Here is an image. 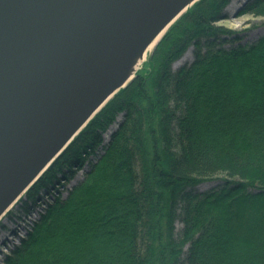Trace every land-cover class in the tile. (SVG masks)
Here are the masks:
<instances>
[{
  "label": "trees",
  "instance_id": "obj_1",
  "mask_svg": "<svg viewBox=\"0 0 264 264\" xmlns=\"http://www.w3.org/2000/svg\"><path fill=\"white\" fill-rule=\"evenodd\" d=\"M228 2L187 7L6 212L19 221L44 204L3 264H264V224L233 214L264 208V33L241 41L216 25ZM240 13L264 17V0Z\"/></svg>",
  "mask_w": 264,
  "mask_h": 264
},
{
  "label": "water",
  "instance_id": "obj_2",
  "mask_svg": "<svg viewBox=\"0 0 264 264\" xmlns=\"http://www.w3.org/2000/svg\"><path fill=\"white\" fill-rule=\"evenodd\" d=\"M195 1L0 0V216Z\"/></svg>",
  "mask_w": 264,
  "mask_h": 264
},
{
  "label": "rangeland",
  "instance_id": "obj_3",
  "mask_svg": "<svg viewBox=\"0 0 264 264\" xmlns=\"http://www.w3.org/2000/svg\"><path fill=\"white\" fill-rule=\"evenodd\" d=\"M243 1L247 0H229L226 7L222 10L220 17L222 19L218 20L215 24H223L227 28H232L236 32H238L241 36V41L255 39L256 37L262 35L264 33V17L252 16V14L240 13L238 14L239 9L241 8V4ZM229 45H225V48H228ZM192 46L188 45L185 53L174 62L173 66L176 67L180 62H184L187 60H191L192 55ZM120 119V116L117 117V120ZM117 122H114L110 125L105 131H103L101 136L102 143L106 142L112 133V131L116 128ZM101 144H98L92 152L88 154L86 159L84 160V165L88 162L89 159H93L96 155L101 153ZM86 166V165H85ZM84 171V170H83ZM82 172H76L74 175L81 176ZM68 182L64 183L63 187H67ZM214 183L212 182H203L199 185V190H208L212 187ZM66 192L61 190L59 195V201H62V198L66 196ZM51 197L46 198L45 200L48 203L51 201ZM12 208V207H11ZM10 208V209H11ZM44 210V204L40 203L36 205L31 211L29 216H26L23 220H17L16 217H6V214L0 216V264H3L2 259H4V255L8 254L9 250H11L14 245L19 243L21 237L25 236V232L30 230L31 225L34 221L38 220L41 212ZM233 214L235 218L244 224H253L254 222H261L264 224V208L261 206H248V208L244 209H233ZM179 226V223L176 224Z\"/></svg>",
  "mask_w": 264,
  "mask_h": 264
},
{
  "label": "bare ground",
  "instance_id": "obj_4",
  "mask_svg": "<svg viewBox=\"0 0 264 264\" xmlns=\"http://www.w3.org/2000/svg\"><path fill=\"white\" fill-rule=\"evenodd\" d=\"M159 37V36H158ZM158 37H156L155 39H153V41H150L149 42V44L142 50V52L141 53H139L137 56H136V58H135V60H134V63H133V65H134V69H133V72H134V70H136L137 68H139L140 67V64L143 62V60L145 59V57H146V55H147V53L153 48V45L155 44V40L158 38ZM88 155V154H87ZM78 172H80V171H78ZM74 178V180H78L80 177H79V175H76L75 177H73ZM75 181V182H76ZM71 182V181H70Z\"/></svg>",
  "mask_w": 264,
  "mask_h": 264
}]
</instances>
